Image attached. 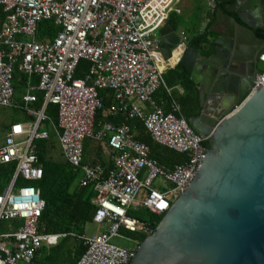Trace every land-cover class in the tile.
<instances>
[{
  "label": "built area",
  "instance_id": "obj_1",
  "mask_svg": "<svg viewBox=\"0 0 264 264\" xmlns=\"http://www.w3.org/2000/svg\"><path fill=\"white\" fill-rule=\"evenodd\" d=\"M177 1L0 0V106L14 103L15 72L28 78L37 75L36 91L43 95L39 109L31 106L37 101L34 93L22 96L34 121L30 126L11 125L0 145V165H14L10 184L0 193V264H31L43 242L56 239L39 229L45 204L33 184L43 175L34 140L48 137L40 126L48 120L49 104L58 109L56 127L63 156L81 174L78 186L95 192L93 222L105 227L103 232L78 237L86 250L75 264H130L139 245L126 248L111 240L123 236L121 229L146 237L153 231L128 211L143 208L164 215L191 184L202 165L207 137L179 115L175 100L168 112L154 100L160 88L166 89L156 34ZM210 6L215 7L213 1ZM45 20L60 30L52 40L40 41L37 28ZM186 41L181 36L180 45L184 47ZM82 60L89 63L88 70L83 78H75ZM263 81L264 70L251 92ZM99 90H108L114 99L108 115L139 119L153 142L185 155L186 162L164 168L125 124H96L103 109ZM87 139L105 143L112 151L110 169L83 162ZM17 180L28 184L16 187ZM141 191L144 196L137 200Z\"/></svg>",
  "mask_w": 264,
  "mask_h": 264
},
{
  "label": "water",
  "instance_id": "obj_2",
  "mask_svg": "<svg viewBox=\"0 0 264 264\" xmlns=\"http://www.w3.org/2000/svg\"><path fill=\"white\" fill-rule=\"evenodd\" d=\"M217 9L209 56L180 45L164 24L157 45L178 55L206 94L188 123L207 137L202 165L188 188L137 247L130 264H264V0H213ZM204 39H201L203 43Z\"/></svg>",
  "mask_w": 264,
  "mask_h": 264
},
{
  "label": "trees",
  "instance_id": "obj_3",
  "mask_svg": "<svg viewBox=\"0 0 264 264\" xmlns=\"http://www.w3.org/2000/svg\"><path fill=\"white\" fill-rule=\"evenodd\" d=\"M1 19L2 13L0 10V20ZM167 23H171V20H169ZM59 30L60 28L56 27L51 20L42 21L39 23L37 28V39L40 41L45 39L52 40ZM211 36L212 38L215 37L214 34H211ZM204 37L205 35H200L196 37V39L194 38L193 42H200L201 39H204ZM261 38H264V36ZM88 67L89 63L87 61H80L75 72V78H83L88 70ZM163 77L167 90L165 88H160L154 94V98L157 103L161 106L165 104L164 110L168 112L170 101L175 100L180 107L179 115L185 118L187 122L191 118L198 116L202 110V98L200 97L197 85L190 77V72L188 69L183 65L178 64L172 70L164 74ZM21 82L25 85V76L15 72L13 78L14 105L18 104L19 107L16 110H19L23 114L25 121H34V118L26 113L22 102L20 103L21 97L18 99L16 96V92L18 87H20L19 84H21ZM178 88H181L182 92H179ZM98 92L100 97L103 99V109L99 111L96 116V124L99 122H111L116 125L124 122L123 120L125 119L121 114L117 115V117L119 116L123 119L119 117L112 118L108 114L102 116V112L106 111V109L110 107V104L107 103L106 98L108 99L111 97L106 94L110 93L108 90H99ZM37 95L38 102L36 103V108L39 109L43 103V95L41 93H38ZM57 114L58 109L55 105H47L45 109V115L51 120L52 123L56 125ZM1 124L4 125L3 122ZM126 124L130 126V129L135 127L136 131L133 130L135 133V138L149 146L150 158L155 160L162 167L171 169L174 164L186 162L187 157L185 155L167 149L153 142L140 120L129 119ZM44 125L49 131V138L47 140L34 141L39 165L42 167L43 172L41 180L38 181L36 185L40 189V196L45 204L39 219V229L41 233L59 236L57 244L52 249H50L47 256L48 262L50 264H55L61 258L66 261V264H75L79 257L86 250L82 241L78 239V237L83 234L86 225L92 222L95 215L97 208L93 203L95 192L90 187H79L76 184L77 172L63 161H60L56 157L53 158L51 155L50 145L53 143L51 140L54 138L55 133L50 128L48 122H45ZM86 141H90V144L94 142L92 139H87ZM86 143L84 144L83 148L84 161L86 159L84 153L85 147H87ZM204 145L207 147L208 141H205ZM105 169L108 170L109 168ZM13 173L14 165H0L1 192L9 185ZM23 184L24 182L17 180L15 186H21ZM140 209L144 210L148 219L133 217L130 213L131 209L128 211V215L140 222L149 223L151 225L152 231L154 232L156 226L164 215L157 216L151 214L143 208ZM133 210H136V208ZM120 233L129 237L138 245H140V243H142L146 238L144 235L139 233H131L124 229H121Z\"/></svg>",
  "mask_w": 264,
  "mask_h": 264
},
{
  "label": "crops",
  "instance_id": "obj_4",
  "mask_svg": "<svg viewBox=\"0 0 264 264\" xmlns=\"http://www.w3.org/2000/svg\"><path fill=\"white\" fill-rule=\"evenodd\" d=\"M212 1L213 0H178L175 3V5L172 7L171 11L169 12V16H168V19H167L168 21L167 22H169V20H171V23H167L166 22V24H168L174 30H177L179 32L180 37L181 36H185L187 38V41H186L187 43L186 44L192 45L197 51H199V54L202 55V56H209V55H211L213 53L212 49H207V47H206V44L208 43V40L212 39L211 34H213L212 33L213 30H215V31H223L224 30V25L223 24H220V25H216L215 24L216 15H217V9H218L217 5L218 4H216V7L212 8L210 6V3ZM2 18H3V14H2ZM1 21H2V19L0 20V24H1ZM200 35H205L203 43H201V41L200 42L197 41L196 43H194L193 39L194 38L196 39V37H198ZM157 38H158V36H157ZM215 38H216V35H215ZM19 39L22 40L23 38H19ZM45 40H50V39H45ZM178 64H181L185 68H187V66H185L184 64H182L181 62H179L178 60H176L174 58L173 59H169V60L168 59L167 60L163 59L162 62H161V65H160V70L162 71V78H164L163 77L164 74H166L168 71L172 70ZM25 78H26L25 85L22 84V82H21V84H19L20 87H18V90L16 92L17 93L16 96L19 99V97L22 98V96L25 95L27 92L28 93H34V95L37 98V101L34 104H32L31 106L33 108H36V103L38 102V95L37 94L40 93V92L36 91V87L38 85L39 78L35 74L31 75V77H29V78L27 76H25ZM196 85L198 87V90H199V93H200V97L202 98V103H203V100L205 99L206 94L203 93V90L200 89V86L198 84H196ZM32 88H34V90ZM178 91L182 92V89L178 88ZM106 94H108L111 97V98H108V99L106 98V100H107V103L110 104V106H112L113 103H114V99L112 97V94L111 93H106ZM17 97H16V99H17ZM154 100H155V98H154ZM20 103H21V101H20ZM156 103H157V101H156ZM159 106L164 110L165 104H163V106H161V105H159ZM18 107H19L18 104L14 105V103H13V105L11 107H9V108L18 109ZM106 114H107V109H106V111L102 112V116H105ZM115 117L118 118L119 116L118 117L115 116ZM122 117L125 119V120H123L124 122H121L120 124H116V125L125 124L129 128L130 132L135 137V133L133 131V130H135V127L130 129V126H128V124H126L128 119H126L124 115H122ZM122 117H119V118H122ZM2 118H3V116H2ZM2 118L0 116V127H1L2 130H4L5 134L0 139V145L3 143V140H4L5 136L7 135L11 125L18 123V124L30 126V123L33 122V121H25L23 114H22L21 118H18V119L14 118L12 120H7V122H4L2 120ZM2 122L4 123V125L1 124ZM45 122H48V124L50 125V128L55 133L54 138L51 140L53 143L50 145L51 155L53 156V158L56 157L60 161H63L64 163L69 165L67 163V161L65 160V158L63 156V153H62V149H61V146H60V143H59L58 130H57L56 124L52 123L49 118ZM44 123H42L40 128L43 131L47 132L48 137L46 139H36V140H47L49 138V131L46 129ZM93 141L94 142L92 144H90V141H86L87 143L86 142L83 143V148H84V144L85 143L87 144V147H85V151H84L85 158H86L85 161L83 159L84 163L87 164V165H90V166L98 164L101 167H103L104 169L105 168H107V169L109 168L110 169V167H112V161H111V156L113 154L112 151L106 146L105 143L97 142L95 140H93ZM5 165H13V164H5ZM76 172H77L76 173L77 174L76 184L78 185V183H79V181L81 179V174L78 171H76ZM22 182H24L23 185L28 184V182H25V181H22ZM36 183H38V182H36ZM36 183H33V184L35 186H37ZM16 187H19V186H16ZM6 188H4L2 190V192ZM2 192L0 191V193H2ZM143 196H144V194L141 196V198H139L140 197V193H139V195L137 196V200H141L143 198ZM18 223L20 224L21 222L18 221ZM89 224L90 225H95L94 226L95 228H94L92 234L88 233V231L86 229L87 225H89ZM89 224L86 225L85 230H84L82 235L91 236V235H94L96 233H100V232L105 231V227L104 226L95 224L93 222V220ZM90 227L93 228L92 226H90ZM54 236H56L55 237L56 239L48 241V243L47 242H43V245H42L41 249L39 250V252L35 256V258H34V260L32 261L31 264H50L48 262L47 256L49 254L50 249H52L57 244V240L59 239V236H57V235H54ZM133 243H134L133 244V247H134L136 242L133 241ZM126 248H128V247H126ZM129 248H132V247H129ZM44 252H47V254L45 256L43 255ZM55 264H66V261H64L63 258H61Z\"/></svg>",
  "mask_w": 264,
  "mask_h": 264
},
{
  "label": "rangeland",
  "instance_id": "obj_5",
  "mask_svg": "<svg viewBox=\"0 0 264 264\" xmlns=\"http://www.w3.org/2000/svg\"><path fill=\"white\" fill-rule=\"evenodd\" d=\"M159 35V31L157 32L156 36ZM0 116L2 118V120L4 122H7V120H12L14 118H21L22 117V114L19 110H16V109H12V108H9V107H1L0 106ZM4 130L1 129L0 127V139L4 136ZM1 187V185H0ZM145 191H141L140 192V197L144 194ZM134 208L132 207L131 208V211L130 213L132 214L133 217L135 218H142V219H148V217L145 215V212L144 210L140 209V208H136V210H133ZM90 226H92L93 228H91ZM95 225H87V231L88 233H91L93 232L94 230V227ZM111 243L117 245V246H121V247H133V240H131L129 237L123 235L122 237H115L111 240ZM47 254V252H44L43 255L45 256ZM43 256V257H44Z\"/></svg>",
  "mask_w": 264,
  "mask_h": 264
},
{
  "label": "flooded vegetation",
  "instance_id": "obj_6",
  "mask_svg": "<svg viewBox=\"0 0 264 264\" xmlns=\"http://www.w3.org/2000/svg\"><path fill=\"white\" fill-rule=\"evenodd\" d=\"M221 5H222V4H218V5H217V8H220ZM215 7H216V5H215ZM255 32H256L257 36L260 37V38H261L262 36H264V30H261V29L258 28V29L255 30ZM263 39H264V38H263Z\"/></svg>",
  "mask_w": 264,
  "mask_h": 264
},
{
  "label": "bare ground",
  "instance_id": "obj_7",
  "mask_svg": "<svg viewBox=\"0 0 264 264\" xmlns=\"http://www.w3.org/2000/svg\"><path fill=\"white\" fill-rule=\"evenodd\" d=\"M174 59H176V60H177V59H178V55H177V57L175 56V57H174Z\"/></svg>",
  "mask_w": 264,
  "mask_h": 264
}]
</instances>
